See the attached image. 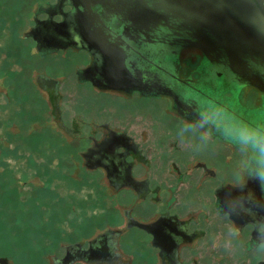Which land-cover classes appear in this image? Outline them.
Returning a JSON list of instances; mask_svg holds the SVG:
<instances>
[{
  "label": "flooded vegetation",
  "instance_id": "obj_1",
  "mask_svg": "<svg viewBox=\"0 0 264 264\" xmlns=\"http://www.w3.org/2000/svg\"><path fill=\"white\" fill-rule=\"evenodd\" d=\"M253 1L264 13V0ZM197 9L198 0H0L2 156L10 142L38 138L33 129L24 133L18 107L24 77L37 96L39 89L55 95L62 71L42 66L69 63L77 83L130 105L127 118H80L66 132L83 142L73 158L85 175L99 174L114 192L128 193L115 214L124 231L135 234L133 250L142 239L148 264L151 258L156 264H233L234 254V264H264V185L239 179L245 154L237 146L215 131L204 141L207 128L185 127L211 107L253 126L264 123V63L230 43ZM69 16L96 35L101 54L54 34ZM24 60L43 65L29 75ZM121 234L105 228L86 246L63 244L61 259L109 260L112 251L120 254Z\"/></svg>",
  "mask_w": 264,
  "mask_h": 264
},
{
  "label": "rangeland",
  "instance_id": "obj_2",
  "mask_svg": "<svg viewBox=\"0 0 264 264\" xmlns=\"http://www.w3.org/2000/svg\"><path fill=\"white\" fill-rule=\"evenodd\" d=\"M27 13L28 7L24 19ZM28 48L33 51L31 44ZM54 62L42 66L43 61H23L29 75L42 66L52 72L62 71L64 76L57 94L50 96L48 90L39 89V97L24 77L23 99L18 107L25 114L24 133L33 129L38 138L24 137L22 144L10 142L7 157L2 156L6 142L0 141V264H70L71 259H61V245L77 241L86 246L105 228L122 230L118 242L121 255L112 251L109 260L72 264H148L150 252L146 253L145 243L136 239L140 247L135 252V234L124 231L121 217L115 214L126 206L128 193L114 192L99 174L85 175L74 160L75 151L81 150L83 142L70 140L66 132L81 123L80 118H127L130 105L120 95L89 90L74 79L69 63L59 66ZM2 89L0 85V92ZM148 101L165 106L161 99ZM30 190L37 196L31 195ZM17 198L25 201L17 202ZM232 256L238 259L237 254ZM237 259L231 262L234 264ZM151 263L156 264V259L151 258Z\"/></svg>",
  "mask_w": 264,
  "mask_h": 264
},
{
  "label": "water",
  "instance_id": "obj_3",
  "mask_svg": "<svg viewBox=\"0 0 264 264\" xmlns=\"http://www.w3.org/2000/svg\"><path fill=\"white\" fill-rule=\"evenodd\" d=\"M197 11L205 21L217 23L230 43L264 63V13L253 0H198ZM53 31L56 36L70 39L73 46L101 54L96 35L72 16L66 17Z\"/></svg>",
  "mask_w": 264,
  "mask_h": 264
},
{
  "label": "clouds",
  "instance_id": "obj_4",
  "mask_svg": "<svg viewBox=\"0 0 264 264\" xmlns=\"http://www.w3.org/2000/svg\"><path fill=\"white\" fill-rule=\"evenodd\" d=\"M185 127L188 129L207 128L201 137L204 141L212 140L215 131L220 139L237 146L245 154L239 179L243 182L247 179H254L264 185V123L253 126L239 120L223 108L211 107L198 112L196 123L186 124ZM258 234H261L259 228Z\"/></svg>",
  "mask_w": 264,
  "mask_h": 264
}]
</instances>
